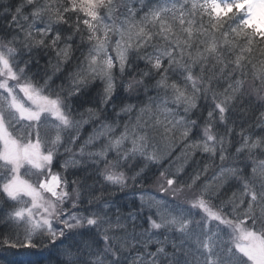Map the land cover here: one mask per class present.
<instances>
[{
	"label": "snow or ice",
	"instance_id": "obj_1",
	"mask_svg": "<svg viewBox=\"0 0 264 264\" xmlns=\"http://www.w3.org/2000/svg\"><path fill=\"white\" fill-rule=\"evenodd\" d=\"M0 264H264V0H0Z\"/></svg>",
	"mask_w": 264,
	"mask_h": 264
}]
</instances>
